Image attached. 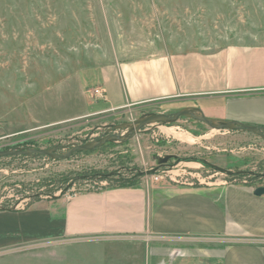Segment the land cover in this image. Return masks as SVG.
<instances>
[{"label": "rangeland", "instance_id": "1", "mask_svg": "<svg viewBox=\"0 0 264 264\" xmlns=\"http://www.w3.org/2000/svg\"><path fill=\"white\" fill-rule=\"evenodd\" d=\"M252 47H264V0H0V153H45L0 156V210L118 185L264 187L263 130L185 116L139 128L179 113L159 103L67 120L105 103L92 95L103 67L186 58L184 81L207 88Z\"/></svg>", "mask_w": 264, "mask_h": 264}, {"label": "crops", "instance_id": "2", "mask_svg": "<svg viewBox=\"0 0 264 264\" xmlns=\"http://www.w3.org/2000/svg\"><path fill=\"white\" fill-rule=\"evenodd\" d=\"M185 59L101 68L94 90L104 92L105 103L67 120L159 103L264 129V47L233 54L221 81L207 88L199 76L184 81ZM164 191L107 188L0 210V264H264V196L254 188ZM201 238L225 243L193 242Z\"/></svg>", "mask_w": 264, "mask_h": 264}, {"label": "water", "instance_id": "3", "mask_svg": "<svg viewBox=\"0 0 264 264\" xmlns=\"http://www.w3.org/2000/svg\"><path fill=\"white\" fill-rule=\"evenodd\" d=\"M181 116H185V117H189V118H193V119H196L197 121H200V122H204L206 124H208L211 128L213 129H217V130H225V129H229V130H251V131H259V130H263V128H258V127H255V126H245V125H241V124H233V123H222L223 125L222 126H216L215 123H218V122H214L204 116H197L195 115L193 112H179V113H176V114H173V115H154L152 116L151 118L147 119V120H144V121H141L137 124V126L139 128L143 127V126H146V125H150L151 123L155 122V121H159V120H171L172 118H178V117H181ZM30 151H33V153H36V154H45L44 152H41V151H35V150H29V151H25V152H15V151H7L5 153H0V156H3V155H12V156H19V155H25L27 154V152H30ZM157 159V162H158V165H166L169 163L170 160L172 159H178L177 156L175 155H168V156H165V157H156ZM255 195L258 196V197H262L264 196V187H259L255 190Z\"/></svg>", "mask_w": 264, "mask_h": 264}, {"label": "built area", "instance_id": "4", "mask_svg": "<svg viewBox=\"0 0 264 264\" xmlns=\"http://www.w3.org/2000/svg\"><path fill=\"white\" fill-rule=\"evenodd\" d=\"M94 95L97 100H105V94L101 89L94 90Z\"/></svg>", "mask_w": 264, "mask_h": 264}, {"label": "bare ground", "instance_id": "5", "mask_svg": "<svg viewBox=\"0 0 264 264\" xmlns=\"http://www.w3.org/2000/svg\"><path fill=\"white\" fill-rule=\"evenodd\" d=\"M178 137L183 140L184 142H187V143H192L193 142V139L189 136H187L186 134H179Z\"/></svg>", "mask_w": 264, "mask_h": 264}, {"label": "trees", "instance_id": "6", "mask_svg": "<svg viewBox=\"0 0 264 264\" xmlns=\"http://www.w3.org/2000/svg\"><path fill=\"white\" fill-rule=\"evenodd\" d=\"M134 186H138L137 184H130V185H118V186H114L111 188H127V187H134Z\"/></svg>", "mask_w": 264, "mask_h": 264}]
</instances>
